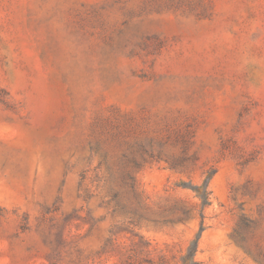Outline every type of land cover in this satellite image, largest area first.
<instances>
[{"label":"rangeland","instance_id":"rangeland-1","mask_svg":"<svg viewBox=\"0 0 264 264\" xmlns=\"http://www.w3.org/2000/svg\"><path fill=\"white\" fill-rule=\"evenodd\" d=\"M197 234V264H264V0H0V264Z\"/></svg>","mask_w":264,"mask_h":264},{"label":"trees","instance_id":"trees-1","mask_svg":"<svg viewBox=\"0 0 264 264\" xmlns=\"http://www.w3.org/2000/svg\"><path fill=\"white\" fill-rule=\"evenodd\" d=\"M185 186H188V185H185ZM189 187L197 191L200 197L202 198L203 202L204 203L206 202V194L204 192L200 191L198 188H195L193 186H189ZM198 236L199 235L197 234L196 237L192 240V242L188 246L186 253L181 257L180 264H197V261L195 260L194 256H195V252L197 248Z\"/></svg>","mask_w":264,"mask_h":264}]
</instances>
